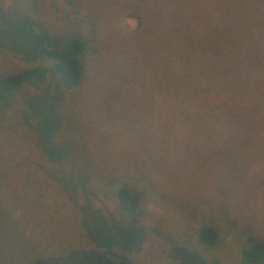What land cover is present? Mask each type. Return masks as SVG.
<instances>
[{
    "label": "rangeland",
    "instance_id": "obj_1",
    "mask_svg": "<svg viewBox=\"0 0 264 264\" xmlns=\"http://www.w3.org/2000/svg\"><path fill=\"white\" fill-rule=\"evenodd\" d=\"M136 28L137 20L121 15L118 8L111 10L103 28L106 78L116 90L125 91L127 103L123 107L129 116L119 113L113 118L88 72L70 89L48 70L25 84L6 108L0 120V180L10 183L7 189L11 196L22 191L27 196L26 206L16 212L22 232L35 244L50 245V250L56 246L55 251L65 255L75 247L94 248L92 229L117 226L98 239L105 251L113 254L136 239L130 257L134 264H166L172 256L182 261L181 256L191 264H239L249 239L222 234L211 247L199 241L203 226H220L211 220L220 200L219 189L211 176H179L170 171L171 162L176 166L179 160L174 159L191 149L178 145L181 128L174 130L172 121L162 117L157 99H145L144 86L132 83L133 70L128 64L139 36ZM0 32V78L36 66L49 67L39 54L41 47L61 48L73 37H85L84 28L61 0H38L36 5L33 0H0ZM91 57L83 61L85 70L90 68ZM147 88L157 91L154 82ZM165 101L169 107L175 105ZM182 105L187 106V102ZM38 106L55 108L62 114L64 121L53 135L41 134V119L35 115ZM51 123L45 122L48 127ZM223 130L225 142L229 137L246 135ZM207 149L203 146L200 154L204 156ZM250 150L254 157L249 162L250 178L257 180L248 192L249 206L236 197L231 205L235 220L256 226L264 236V147ZM152 156L158 157V164ZM187 158L189 163L195 162L193 155ZM144 174L154 176L156 188L142 180ZM171 178L177 181L172 183ZM124 186L141 198L132 215L121 211L117 199ZM14 253L22 260V252ZM23 259L30 263V258Z\"/></svg>",
    "mask_w": 264,
    "mask_h": 264
},
{
    "label": "trees",
    "instance_id": "obj_2",
    "mask_svg": "<svg viewBox=\"0 0 264 264\" xmlns=\"http://www.w3.org/2000/svg\"><path fill=\"white\" fill-rule=\"evenodd\" d=\"M47 1L54 3L56 0ZM61 1L84 28L85 37H73L61 48L41 47L39 54L51 64L49 67L36 66L1 77L0 120L15 94L48 70L58 75L70 89L78 86L88 72L113 118L119 113L129 116V111L123 107V103H127L125 91L116 90L106 78L104 22L111 10L118 8L121 15L129 14L137 20L139 36L128 64L133 70L132 83L144 86L145 99H157L162 117L172 121L174 130L181 128L179 136L176 131L178 145L191 149L174 159L179 160L176 166L171 162L170 171L179 176L183 173L211 176L219 189L220 200L215 203L211 220L220 226H203L200 243L205 247L214 246L222 234L249 239L239 264H264L263 234L256 226L235 220L236 212L231 205L236 197L249 206L248 192H252L251 186L257 180L253 175L250 178L249 162L254 157L249 151L252 147H264V0ZM33 2L36 5L38 0ZM27 28L31 30L30 25ZM90 54L91 65L85 70L83 61ZM151 82L156 84L157 91L147 88ZM165 100L174 101L175 105L169 107ZM183 101L187 106L182 105ZM40 106L35 115L41 119V134L53 135L64 118L58 109ZM50 120L49 128L45 122ZM130 121L134 123L133 119ZM223 129L246 135L229 137L225 142ZM203 146H208L204 156L200 154ZM190 155L194 163H189L187 157ZM151 160L159 162L158 157L152 156ZM151 176L144 174L142 180H148L156 188L157 182ZM176 181L175 178L170 180ZM164 182L169 183L168 178ZM8 186L10 183L0 180V264H25L23 258H30L29 264H134L130 257L136 239L119 254L105 251L98 239L108 229L119 228L117 226L92 229L95 247H75L70 254L56 252V246L50 250V245L35 244L22 232L23 226L16 216L20 206H26L27 196L23 191L11 196ZM117 199L121 211L127 215L135 213L141 204L139 194L126 186L118 190ZM16 250L23 253L22 260L16 258ZM184 253L190 254L186 250ZM170 259L166 264H191L181 256L182 261L174 256Z\"/></svg>",
    "mask_w": 264,
    "mask_h": 264
}]
</instances>
